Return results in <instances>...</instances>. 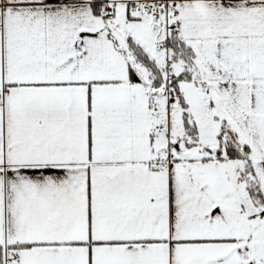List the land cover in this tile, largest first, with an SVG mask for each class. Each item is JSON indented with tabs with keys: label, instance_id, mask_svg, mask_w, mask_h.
<instances>
[{
	"label": "snow or ice",
	"instance_id": "6c2138e0",
	"mask_svg": "<svg viewBox=\"0 0 264 264\" xmlns=\"http://www.w3.org/2000/svg\"><path fill=\"white\" fill-rule=\"evenodd\" d=\"M0 264H264V0H0Z\"/></svg>",
	"mask_w": 264,
	"mask_h": 264
}]
</instances>
